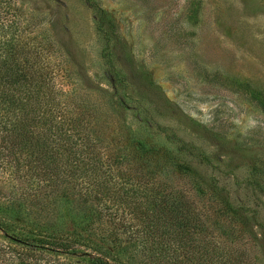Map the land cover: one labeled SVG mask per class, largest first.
<instances>
[{"label":"rangeland","instance_id":"obj_1","mask_svg":"<svg viewBox=\"0 0 264 264\" xmlns=\"http://www.w3.org/2000/svg\"><path fill=\"white\" fill-rule=\"evenodd\" d=\"M92 1L0 0L7 36L43 65L36 77L52 111L79 129L78 143L32 142L40 153L13 156L0 128V264H92L11 236H49L111 264H179L186 242L147 222L156 204L169 218L175 210L201 218L205 243L264 264V249L221 215L228 202L263 238L264 0ZM98 9L115 28L110 53L96 30ZM110 65L123 78H112L115 86L105 78ZM142 137L157 155L133 150L125 161L123 148ZM70 146L85 152L80 160L62 155ZM41 151L55 157L45 161ZM115 238L120 245L108 247ZM163 238L172 241L155 254Z\"/></svg>","mask_w":264,"mask_h":264},{"label":"trees","instance_id":"obj_2","mask_svg":"<svg viewBox=\"0 0 264 264\" xmlns=\"http://www.w3.org/2000/svg\"><path fill=\"white\" fill-rule=\"evenodd\" d=\"M84 2L89 7H94L95 5L92 0H84ZM4 18L5 14H0V128L3 142L10 145L13 156L18 153H24L23 151L25 148L32 156L35 152L31 148V146H34L32 142H41L43 144L53 141L78 143L79 138L72 134L79 131L75 120L71 119V117H65L63 112L56 113L52 111L51 103L46 98V93L44 92L45 84L42 82L38 84V78L36 76L43 65L40 62L37 63L38 59H33L28 50H23L20 47L17 40L14 39L13 33L7 36L9 34L8 28L5 29L1 24ZM13 23L14 21L12 24ZM96 30L101 39L102 51L110 53L111 35H115V28L106 13L101 9L97 10ZM121 75L122 74H120L119 70L116 69L114 65H110L109 72L106 73L105 78H108V82L112 86H115V82L112 78L118 83V79L123 81ZM34 86H36V91H32V87ZM126 101L127 99L124 100V102ZM144 121H146L144 122L146 124L149 120ZM70 147L71 149L64 150L62 155H65L66 160L72 159V157L80 160L85 152L76 147ZM13 148H15V150H13ZM133 150L140 155H147L150 153L157 155L159 152V150L150 148L143 137L137 139L133 147L128 146L126 150L123 148V153H125L124 158H127L125 161H129V153H132ZM153 150L154 152H152ZM36 152L40 153V151ZM41 153L45 155V161L55 157V155L50 154L48 151H41ZM170 157L173 166V158L179 160V157L175 154H171ZM182 163L184 162L182 161ZM176 165L180 169L183 167V165ZM40 167L43 168L42 165ZM184 167H188L192 174H196L192 167L186 164ZM43 170L44 168L38 171ZM123 184L127 191L145 193L143 194L144 196L148 195L145 189L140 190V184ZM172 203L176 207H181L182 203L184 204V202ZM226 203L227 206L221 208V215L233 219L238 226L242 227L249 236L251 245L264 249V243H262L264 242V236L262 238L259 229L256 225L251 223V218L249 216L239 215V210L236 208L232 209V206L228 202ZM147 208L153 209L154 213L151 218L147 220V222L150 223L149 225H153L156 229L164 228V230L170 231L175 236V239L181 237L182 240L186 242L183 246V252L179 254L181 255V261L178 262L179 264H253L252 261L250 262L248 260L249 256L246 252L236 254V252L230 248H224V246L215 245L212 242L205 243L206 240L200 238V232L206 228L201 218L194 222L192 220L193 218L188 219V216L184 213L177 214V210L174 211V216L169 218L170 214L166 212V208L164 206L161 207L160 204H156L155 206L148 205ZM165 219H173L174 222L168 223ZM155 236L160 237V235L157 234H151L148 237L153 238ZM135 237L134 234L128 235L127 243H133L132 240H134ZM11 239L35 250H52L65 255H82L88 257L92 264H111L107 256H92L87 251H79L69 243L53 241L49 236L44 239L31 238L26 241L23 240V238H16L15 236H11ZM167 239L165 240L163 238V241L162 239L160 240L161 248H155V254L156 251H159V254H161L162 251L166 252L168 244L172 241ZM118 242L117 238L112 239L108 244H112V246L108 247L115 249L120 245L117 244ZM189 249H191L190 254ZM262 257L264 258V253Z\"/></svg>","mask_w":264,"mask_h":264}]
</instances>
